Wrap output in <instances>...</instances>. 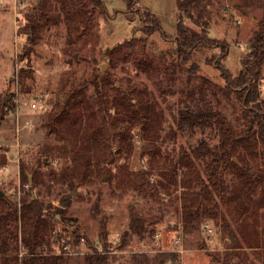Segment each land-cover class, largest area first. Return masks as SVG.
I'll return each instance as SVG.
<instances>
[{"label":"rangeland","instance_id":"374dc122","mask_svg":"<svg viewBox=\"0 0 264 264\" xmlns=\"http://www.w3.org/2000/svg\"><path fill=\"white\" fill-rule=\"evenodd\" d=\"M101 1L104 12L94 9L72 32L61 13L59 22L50 24L24 57L28 36L22 31L28 23L26 15L38 0H26L17 25L9 0L0 2V96L12 95L17 87L20 91L19 117L7 109L0 125V157H7V163L0 164V190L12 199L19 191L24 199L33 192L47 204L66 208V220L56 224L50 240L52 243L59 231L71 256L77 259L88 251L105 250L100 242L106 232L113 250L107 256L114 264H134L136 260L139 264H215V257L224 259L230 253L239 254L248 264H261L264 181L260 197L220 205L225 222L197 219L194 229H184L179 244L175 243L178 228L172 222L176 226L182 223L185 195L191 191L184 186L192 185L185 161H179L180 154L203 139L212 144L218 141L211 129L181 125V113L206 100L219 106L229 119L239 115L240 103L234 94H214L225 85L217 66L224 65L233 75L238 74L264 17V0H204L209 35L227 50H198L175 73L166 67L177 60L171 52L179 14L176 0H136L130 8L128 0ZM147 12L159 18L161 31L149 37L145 48L139 40L135 46L115 52L110 60L107 51L131 39L134 29L144 25ZM48 14L57 11L51 9ZM185 23L195 27L189 20ZM213 58L216 62L210 65L207 61ZM193 62L198 63V69L190 77L187 71ZM105 74L111 75L112 83L105 85L101 95L95 94L91 85L84 90L90 104V110H85L86 133L70 145L66 156L58 154L60 144L54 133L50 147L57 160L45 162L42 156L46 154L40 152L47 142L43 117L51 113L62 95L63 84L70 87L73 82H90ZM260 89L264 98V74ZM35 99L37 108L32 107ZM42 99L47 110L42 108ZM66 123L69 131L72 121ZM68 138L74 140L70 131ZM243 155L264 179V146ZM19 159L28 165L40 160L44 186L30 189L21 177ZM62 168L74 175L77 185L66 186L61 180ZM234 173L230 168L229 178ZM26 183L28 188H19ZM64 187L71 188V198L60 194ZM133 215L141 219L143 229L127 237L121 246ZM56 219L52 217L53 222ZM181 247L185 250L182 254L177 252ZM61 251L60 244L44 249L48 253Z\"/></svg>","mask_w":264,"mask_h":264},{"label":"trees","instance_id":"16d2710c","mask_svg":"<svg viewBox=\"0 0 264 264\" xmlns=\"http://www.w3.org/2000/svg\"><path fill=\"white\" fill-rule=\"evenodd\" d=\"M178 7V22L176 40L173 42L171 52L177 57L168 67L167 71L175 73L183 69L185 62H189L191 56L203 48H222L227 50V46L213 39L207 29L208 11L205 8L204 0H176ZM136 0H128V8ZM54 9L55 15H49L48 11ZM94 9L104 12V4L101 0H54L44 2L42 0L36 4L26 15L27 24L23 28L24 35L28 36V44L22 57L29 55L31 46L37 44L42 32L50 24H57L61 13L65 17L66 26L70 32L80 27L81 20H88ZM191 21V27L185 23ZM142 24L133 31V36L122 44L117 45L107 51V57L111 60L115 52L126 47L131 48L142 41L143 47L147 45L150 36L161 31V22L152 12H147ZM139 36H136V34ZM215 58L207 61L210 65L216 62ZM221 76L225 80V85L220 86L214 94L219 97L223 94L227 97L235 95L240 103V113L233 120L226 114L206 100L198 103L195 108L187 109L181 113V125L185 124L190 129H211L218 141L214 144L203 139L198 145L184 150L179 161H185L184 165L190 175L191 186L185 187L191 190L185 195V205L183 213V226L185 230L195 227V221L201 218H216L225 222V216L220 205H233L237 199L240 201H254L260 197L259 187L263 183V175L250 164L243 155V152L252 151L264 146V98L261 95V80L264 74V17L258 22L257 30L250 43V49L246 54L238 74L233 75L230 69L224 65H218ZM198 63L193 62V68L188 69L190 77L196 74ZM28 74V72H25ZM63 84L62 95H60L53 109L44 113L42 127L46 130L45 146L40 152L47 160H57L54 149L50 147V138L54 133L58 134L60 144L59 153L66 156L70 152L72 143L77 142L80 135L86 133L85 122L90 107L85 101L84 90L93 86L95 94L101 95L105 85L112 83L111 75H96L90 82H73ZM23 90L28 91L25 83ZM25 86V87H24ZM218 93V94H217ZM12 95L0 96V125L3 122L5 110H14ZM50 113V114H48ZM90 114V113H89ZM72 121L70 135L74 140L69 141V131H67L66 121ZM67 124V123H66ZM146 127L144 128V130ZM56 140V141H57ZM61 148V150H60ZM63 149V150H62ZM67 158V157H66ZM234 158L237 161H234ZM76 160V159H74ZM7 157H0V164H6ZM21 167V177L25 182L31 181L30 189H40L44 186L41 173L40 160L32 165H28L24 159L19 160ZM64 165V164H63ZM230 168L235 173L229 178ZM61 180L64 179L66 186L77 185L74 175L68 173L67 168H62ZM66 188V187H64ZM71 188L60 191L64 199L72 196L68 194ZM0 195V264H114L109 261L107 254L112 245L109 244L107 233L104 232L100 244L101 251H88L81 258L77 259L71 255L54 254L44 252V249L53 244H60L62 235L60 232L51 234L60 222L66 220V208L54 207L51 202L48 204L37 196L29 194V197L18 201L17 198H10L6 192ZM261 201L264 202L262 196ZM256 205V204H255ZM44 215L47 218H44ZM58 219L53 222L52 217ZM138 216L131 217L129 227L122 235L120 243L133 234L141 233L143 225ZM236 245V244H233ZM62 248V247H61ZM234 249L239 247L235 246ZM41 250V252H38ZM23 252V257L19 254ZM239 254H227L224 259L214 258L213 262L221 264H248L240 259ZM234 258L237 260L235 261ZM137 264L139 261H135ZM139 264V263H138ZM264 264V259L261 260Z\"/></svg>","mask_w":264,"mask_h":264},{"label":"built area","instance_id":"2783aa9c","mask_svg":"<svg viewBox=\"0 0 264 264\" xmlns=\"http://www.w3.org/2000/svg\"><path fill=\"white\" fill-rule=\"evenodd\" d=\"M6 0H0V2H5ZM9 3H10V7H11V11H12V14H13V19H14V22L15 24L17 25L21 19V15H22V9H24L25 5H26V0H9ZM18 84V83H17ZM13 101H14V110L12 113H15L17 117H19V110H20V106H19V102H20V91L18 89V87L15 89L14 93H13ZM41 104H42V108L44 110H47V107H46V100L45 99H42L41 100ZM32 107L33 108H37V104H36V99L35 101L33 102L32 104ZM14 156V154H13ZM20 160V159H19ZM18 160V161H19ZM29 185L26 183V184H19V188H23V189H26L28 188ZM21 197H22V192L19 191L16 195H15V198H17L18 201L21 200ZM172 226L175 227L176 229L178 228V238L175 240V243L176 244H179L180 240L182 239V235H183V231H184V226H183V223H180L176 226L175 223L172 222ZM179 237L181 239H179ZM57 245V244H55ZM62 247V248H61ZM60 249L62 250L61 252L59 253H54V254H64V255H71L72 253H70L69 249H68V244L66 243V240L65 239H61L60 241ZM177 252L178 253H184L185 250L181 247L179 249H177ZM20 257H23V252H21L19 254Z\"/></svg>","mask_w":264,"mask_h":264},{"label":"water","instance_id":"95a60500","mask_svg":"<svg viewBox=\"0 0 264 264\" xmlns=\"http://www.w3.org/2000/svg\"><path fill=\"white\" fill-rule=\"evenodd\" d=\"M38 2H40V0H38ZM12 156H13V155H12ZM12 156H11V157H12ZM29 184L31 185V181H30ZM3 194H4L3 191L0 190V195L2 196ZM32 196L34 197V193H33V192H32Z\"/></svg>","mask_w":264,"mask_h":264}]
</instances>
